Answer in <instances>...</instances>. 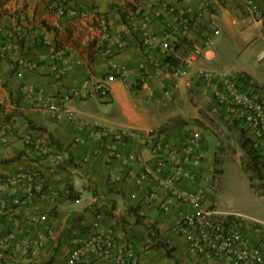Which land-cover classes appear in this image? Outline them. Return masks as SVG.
Wrapping results in <instances>:
<instances>
[{
	"label": "crops",
	"instance_id": "1",
	"mask_svg": "<svg viewBox=\"0 0 264 264\" xmlns=\"http://www.w3.org/2000/svg\"><path fill=\"white\" fill-rule=\"evenodd\" d=\"M154 1L0 0V41H7L9 47L0 55V126L8 130L0 142V175L29 169L43 179V193L38 198L0 215V264H68L78 246L83 248L82 264H112L86 247L93 233L109 232L119 248L133 247L141 264H175L164 249L153 247V238L143 224L154 225L186 263L217 264L196 258L177 232L179 220L192 209L177 206L162 215V199H151V184L138 182L145 168L157 161L155 140L181 151L189 137L199 136L203 161L188 168L204 179L205 206L215 207L211 191L221 147L208 118L227 116L213 105L207 89L188 90L189 100L183 87L169 96L164 94L173 83L162 64L164 59L157 47L142 53L138 41L142 18L149 20L156 34L174 26L170 13L160 19L151 16ZM188 5L193 3L186 1L181 6ZM231 5L233 10L243 9V23L260 28L258 37L264 44V30L250 20L244 0H231L218 12ZM73 11L77 13L73 15ZM103 21L114 37L112 46L118 39L127 41V49L112 57L103 52L105 42L100 40ZM46 35L55 40V55L43 43ZM95 40L99 51L90 56L89 47ZM141 63L145 64L143 70ZM115 64L118 70L112 72ZM121 70L127 73V81L121 78ZM237 77L247 87H264L247 71ZM99 83L107 86V94L96 89ZM41 90L52 102L72 94L66 109L87 129L78 131L42 112L37 96ZM90 126L99 131L90 134ZM109 129L136 130L140 137L120 140L105 135ZM27 136L39 138L52 155L43 156L28 146ZM57 154L64 156L62 162L56 161ZM197 187L189 181L178 185L184 192ZM12 194L23 197L24 187L15 188Z\"/></svg>",
	"mask_w": 264,
	"mask_h": 264
},
{
	"label": "built area",
	"instance_id": "2",
	"mask_svg": "<svg viewBox=\"0 0 264 264\" xmlns=\"http://www.w3.org/2000/svg\"><path fill=\"white\" fill-rule=\"evenodd\" d=\"M186 1L193 6H181ZM231 0H155L150 3L151 16L160 19L165 13H170L174 26L165 29L163 34L153 33L149 20L142 18L140 23L139 47L142 53L149 54L154 47L159 49L165 70L173 79L171 90H166L169 96L172 91L183 87L190 91L207 89L218 107L233 121H238L248 137L258 142L259 149L264 155V87L246 86L237 76H220L212 72L198 69L195 73L194 63L201 55L202 43H196L191 35L199 29L207 19L213 24L216 34L220 29L215 26L213 16L220 8L225 7ZM244 5L252 22L259 23L264 30V0H244ZM64 14V11H61ZM77 12L73 11L75 15ZM192 39L193 47L184 55L176 51L182 39ZM205 45L210 37H205ZM100 40L105 42L103 52L114 56L127 49V41L118 39L112 46L114 37L106 22L100 27ZM43 43L50 48V53L56 54L55 40L50 35L43 38ZM115 48V49H114ZM9 47L7 41H0V55H4ZM264 59V51L259 56ZM145 69V64H140ZM116 64L111 70L116 71ZM19 77L23 73L18 74ZM121 78L127 81V73L121 70ZM96 89L107 94L108 88L99 83ZM72 94L63 96L61 102H52L43 90L37 93L39 108L56 120L70 123L76 130L87 129L75 113L66 109L65 103ZM96 134L97 126H90L88 132ZM105 135H111L120 140H135L140 137L136 130L109 129ZM8 136V130L0 126V142ZM26 144L38 150L43 156H51L50 147L43 144L39 138L27 136ZM155 150L158 155L155 164L145 168L138 182L150 183V198L162 199L161 213L169 214L175 207H188L191 212L184 215L176 227L177 232L186 241L189 251L202 260L215 261L217 264H264V222H249L242 216L222 215L213 206H205L206 185L204 179L188 167H198L204 158L203 141L199 136L189 137L181 151L172 148L169 143L155 140ZM56 161L62 162L64 156L56 155ZM128 161L124 160L126 164ZM39 173L25 169L13 175H0V215H4L14 206L25 200L38 198L43 193V182ZM183 181L197 184V189L184 192L178 188ZM262 183L264 186V172ZM24 187V196L15 197L12 190ZM78 245L80 242H77ZM0 243V250H1ZM89 250L96 253L98 258L112 264H141L140 257L129 246L121 249L117 246L112 232L106 234L93 233L86 244ZM83 248L79 246L68 259V264L83 263Z\"/></svg>",
	"mask_w": 264,
	"mask_h": 264
},
{
	"label": "rangeland",
	"instance_id": "3",
	"mask_svg": "<svg viewBox=\"0 0 264 264\" xmlns=\"http://www.w3.org/2000/svg\"><path fill=\"white\" fill-rule=\"evenodd\" d=\"M233 5L225 12H217L213 16L215 26L220 29L219 34L213 32L214 26L207 19L191 35L197 44L202 43L201 55L194 63V68L220 76H237L247 71L264 83V61L258 58L264 50V44L258 37L260 28L254 24L243 23V9L236 7L233 10ZM234 18L238 19L236 24L232 23ZM207 36L210 37V42L205 45ZM181 90L185 99L189 100L188 90ZM215 117L213 119L209 116L208 120L211 131L219 140V155L223 157V165L221 173L213 182V192L211 191L214 208L222 215L242 216L248 223L264 222V191L255 192L252 189L249 176L242 166V161H248L249 157L239 144L243 135L241 126L227 116L221 117L217 114ZM256 185L260 187L261 182L256 181Z\"/></svg>",
	"mask_w": 264,
	"mask_h": 264
},
{
	"label": "trees",
	"instance_id": "4",
	"mask_svg": "<svg viewBox=\"0 0 264 264\" xmlns=\"http://www.w3.org/2000/svg\"><path fill=\"white\" fill-rule=\"evenodd\" d=\"M97 41H93L90 44V56H93L95 53L98 52L99 49L96 48ZM194 45L192 39H182L181 42L177 45L176 51H179L181 54L180 56L184 55L188 50H190ZM95 48V50H94ZM234 123L240 125L238 121H234ZM241 133H243L242 137L239 140V144L245 153L248 155V161H242V166L244 171L248 174L251 187L255 192L261 191L263 192L264 187L262 185L263 179V172H264V155L259 149L258 142L254 141L252 138L248 137L245 133V130L241 127ZM223 165V157L217 155L216 157V166L214 170V181L216 177L221 173V167ZM256 181L261 182V186L259 187L256 185ZM141 224V223H140ZM143 224V223H142ZM143 226L149 230L150 235L153 238V247L161 248L166 251L167 256L175 263V264H188L186 263L182 257L177 253L175 245L165 241L161 234L159 233L158 229L154 225H146Z\"/></svg>",
	"mask_w": 264,
	"mask_h": 264
}]
</instances>
